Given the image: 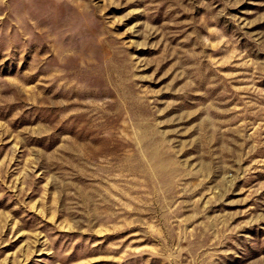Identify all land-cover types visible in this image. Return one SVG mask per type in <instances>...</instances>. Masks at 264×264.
Segmentation results:
<instances>
[{"label":"rangeland","instance_id":"1","mask_svg":"<svg viewBox=\"0 0 264 264\" xmlns=\"http://www.w3.org/2000/svg\"><path fill=\"white\" fill-rule=\"evenodd\" d=\"M0 264H264V0H0Z\"/></svg>","mask_w":264,"mask_h":264}]
</instances>
